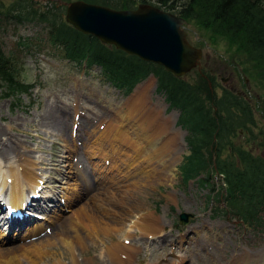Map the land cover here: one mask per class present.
<instances>
[{
    "label": "rangeland",
    "instance_id": "obj_1",
    "mask_svg": "<svg viewBox=\"0 0 264 264\" xmlns=\"http://www.w3.org/2000/svg\"><path fill=\"white\" fill-rule=\"evenodd\" d=\"M35 1L42 7L48 5L46 0ZM11 2L13 0H0V10H5V6ZM139 3H148L174 14L179 10V7L168 9L157 0H137V5ZM38 22L16 23L14 20L0 19L1 46L6 54L12 53L11 56L18 68V78L31 86L27 93L17 95L18 97H6L0 82V147H6L8 153L0 154V157L4 155L3 165L6 164L9 168L11 164L22 165L23 162L36 160L37 173L43 178L37 196L45 208H52L54 203L64 206L65 195L70 194L68 198L72 199L70 205L63 207L64 214L55 221L53 220L55 214H48L43 208L31 210L30 212L37 211L46 218L32 220V224L36 222L41 229L34 231L37 232L35 236H41L39 240H43L46 245L49 240L43 235L54 232L53 226L60 220L65 221L73 216L72 210L83 203L88 205L89 197L90 208L94 209L95 214L102 215L104 210L102 205L95 206L101 201L103 195L101 191H108L110 195L107 197L112 203L121 202L116 208L108 207L111 212L112 209L116 210L111 217L106 216L111 220L119 219L120 212H117V209L123 210V205L128 203L126 199H122V189L128 187L130 189L131 186L125 185L127 182L122 181L114 183V186L108 182L111 179H99L103 175H100L98 167H107V164H103L98 155L93 157L89 150L83 149L87 146L83 141L84 143L88 141L86 135L88 129L91 128L90 132L96 134L100 132L99 127L109 122L113 105L127 100L138 86L149 85L148 103L158 101L161 115L168 118L169 124L172 125L170 130L177 132V146L182 153L175 169L172 168L174 178L162 182L150 178L148 181L143 179L141 182L144 184L140 183L141 185L135 188L130 199L137 208L120 219L121 231L111 230L112 235L104 237L105 244L98 243L92 246L91 240L87 239L86 247H77L79 253L77 256L82 260L81 264H119L106 255V246L122 243V236H125L124 233L129 228L127 225L140 213L153 215L159 221L164 242L135 230L129 236L130 240H126L125 243H131L138 250L136 249L131 257L125 258V264H236L234 259H240L243 252L250 255L264 252V234L251 230L232 213L225 211L222 196L218 199L214 197L218 196L222 183L217 176L214 178L215 190L200 186L196 179H191L187 183L182 182L179 165L187 151L185 140L187 132L177 124L178 111L169 109L165 97L156 92V78L153 75L148 76L132 89L129 95H124L103 80L97 66L86 68L84 64L67 61L61 50L51 46L47 41V25ZM185 31L187 39L193 45L202 48L203 55L199 66L184 78L192 83H206L215 94H219L222 88H230L244 95L253 106L257 124L255 130L264 128V88L254 77L253 62H248L245 54L238 50L236 45L225 38L213 35L194 20L187 19ZM20 38H28L27 48L17 45ZM57 119L62 122L58 128L54 127V124L57 125ZM91 135L90 141L93 142L96 137ZM250 147L255 148L256 145L252 142ZM110 172L108 168L106 173L109 175ZM115 173L114 171L113 174ZM46 188L49 189L46 191ZM111 188L116 189L117 193ZM27 193L35 194L29 189ZM182 212L193 215L188 223H179V214ZM11 235L9 238L5 236L6 240L2 238L3 241L0 242L3 244H0V248L21 242L25 236L23 233L19 240V235ZM50 239L56 242L52 244L49 241L45 248L48 249L47 254L58 256L65 246L63 243L59 244L57 239L53 241L51 235ZM10 242L15 243L11 245Z\"/></svg>",
    "mask_w": 264,
    "mask_h": 264
},
{
    "label": "trees",
    "instance_id": "obj_2",
    "mask_svg": "<svg viewBox=\"0 0 264 264\" xmlns=\"http://www.w3.org/2000/svg\"><path fill=\"white\" fill-rule=\"evenodd\" d=\"M13 0L0 10V19L16 23L39 21L47 25V41L63 57L86 68L97 66L103 80L124 95L149 74L156 78V92L169 109L178 110L177 124L187 131L189 154L179 165L183 183L196 179L215 190L216 176L225 211L255 232L264 234V128L257 127L253 106L230 88L212 93L208 85L176 77L162 66L127 54L96 37L76 30L64 20V6L46 0ZM70 1V0H62ZM114 9H133L137 0H85ZM168 9L194 20L213 35L227 39L253 62L254 77L264 88V0H157ZM28 38L17 41L27 48ZM12 54V53H11ZM0 43V82L4 96L18 97L31 86L18 78V68ZM256 145L255 148L250 146ZM261 149L259 152L256 150ZM212 192V191H211ZM215 192V191H214Z\"/></svg>",
    "mask_w": 264,
    "mask_h": 264
},
{
    "label": "bare ground",
    "instance_id": "obj_3",
    "mask_svg": "<svg viewBox=\"0 0 264 264\" xmlns=\"http://www.w3.org/2000/svg\"><path fill=\"white\" fill-rule=\"evenodd\" d=\"M140 86L136 88L134 93L128 97L127 100L112 106L109 122L98 128V131L100 132H96L95 134L93 131L90 132L91 128L88 129L86 131L88 141L86 140L85 143L83 141V144H87L83 149L86 148L89 150V153L92 156L98 155L103 160V164H107V167H98L100 175H103L99 179H111L110 181H107L112 184L117 183L118 181L127 182L125 185L131 186L130 189L129 187L127 189H122V199H126L128 203L123 205V210L119 211L117 209V212H120L119 219H108L116 210L112 209L113 211L111 212L109 208H116L121 202H114L112 200L114 202L112 203L107 197V195H110L108 194V191H101V193H103L100 198L101 201L98 199L100 202H97L95 206L102 205L101 207L104 209L101 213L102 215L95 214L93 211L94 209L92 210L90 208L89 197L88 205H84L83 203L75 208L72 210L73 216L69 217L68 220L58 221L59 223L53 226V229L55 230L54 232L51 231L50 234L43 235V237H46L47 240L51 242L50 235L51 237L53 236V241L57 239L59 244L63 243V246H65L63 249L64 252L60 251L58 256L56 254L50 256L46 251L48 249H45L46 245L49 244V241L45 245L43 240H39L41 236L37 237L34 235L33 238L35 239L24 240L14 245H12V243L15 242H10L12 246L1 247L0 264H81L82 260L77 256L79 255L77 247H86V244L88 243L87 239L91 240L92 246L97 245L98 243L105 244L104 237L111 236L113 232L111 230L116 232L121 231L120 224L122 223L120 219L129 215L130 211L133 212L135 208H137L135 204L133 205L130 199L134 194L135 188L142 183L144 184V182H141L143 179L148 181V178H150L162 182L163 180L170 181V179L174 178L172 168L177 165L180 159V153H182L179 146H177V132L170 130L172 129V125L169 124V119L163 118L164 116L161 115L159 109L160 103L158 101L152 104L151 102L148 103L147 97L149 95V85ZM57 120V125L54 124L55 126H53H57L58 128L60 127L59 124L62 122H60V119ZM91 134L96 137V140L93 142L90 141L92 138ZM6 150V147H0V154H3L4 152L8 154ZM3 157L4 155L0 157V199L6 200L8 207H11L10 210L19 213H21V211L24 212L25 209L23 206L28 200V208L26 207V209H31V207L43 208L48 214H55L54 221L64 214L62 212L63 207L68 204L70 205L72 200L68 198V196H71L70 194L63 195L66 198L64 206L55 205L54 203L52 208H45L46 206H43L41 200H34L30 197L28 198L27 190L29 189L31 193H35L36 188L41 185L40 181L43 179L40 174L37 173L38 163L36 160L23 162L22 165L19 163L11 164L8 168L6 164L3 165ZM108 168L111 171L109 175L106 173ZM114 171L116 172L115 174H113ZM100 175L98 177H100ZM47 189L49 188H46L45 190L47 191ZM45 190L44 192H46ZM111 190L117 193L116 189L111 188ZM56 195L58 196V194ZM111 196L113 198L115 197L113 195ZM1 209L0 206V235L2 236L0 241H3L2 238H5V240L6 237L9 238L10 234H12L11 236L14 234L19 235L24 231V235L27 236L26 234L29 235L31 232L40 229V226L36 222L32 224V219H28L27 217L19 218L16 216L9 218L5 210ZM137 216L138 217L133 220L132 223L127 225L129 228L126 229L124 233L125 236H122V243L117 242L113 245L106 246V255L110 260H114L119 264H125V258L131 257L138 250V248L131 243H125L126 240H130L129 236H131L135 230L141 231V233H144L147 236L151 235V238H157L158 240H161V242H164L163 234L160 233L162 227H160L161 225L159 221H157L153 215L151 216L148 213H140ZM19 227L23 228L21 229V232H19ZM8 240L11 241V239ZM55 242L56 241L52 242V244ZM0 244L3 243L0 242ZM56 246L58 245L56 244ZM239 258L240 259L237 260L234 259L237 262L236 264H264V252H260L257 255H250L247 252H243Z\"/></svg>",
    "mask_w": 264,
    "mask_h": 264
},
{
    "label": "water",
    "instance_id": "obj_4",
    "mask_svg": "<svg viewBox=\"0 0 264 264\" xmlns=\"http://www.w3.org/2000/svg\"><path fill=\"white\" fill-rule=\"evenodd\" d=\"M56 1L65 7L64 19L76 30L160 65L176 77L199 66L203 51L187 39V20L181 15L148 3H139L133 9H114L85 0ZM190 217L180 213V224L188 223Z\"/></svg>",
    "mask_w": 264,
    "mask_h": 264
}]
</instances>
